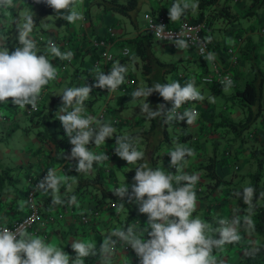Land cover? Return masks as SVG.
<instances>
[{"label": "crops", "instance_id": "obj_1", "mask_svg": "<svg viewBox=\"0 0 264 264\" xmlns=\"http://www.w3.org/2000/svg\"><path fill=\"white\" fill-rule=\"evenodd\" d=\"M33 1H35V5L28 3L27 0H12V6H0V46L7 47L10 51L13 50L18 44L17 30L25 22L24 17L32 14V17L39 18L42 26H40L39 30L33 26L30 39L36 43L39 50L38 54L46 55L50 63L56 67L58 74L54 81H50L42 89L38 100L37 110L39 112L33 116L30 124L35 127L38 124H42L41 120L43 116L50 117L47 131L60 144H58L57 150H55L51 139L40 143L34 136V132L32 134L29 133L27 130L28 124L26 123L20 126L21 132L18 134L16 130L18 125L12 122L18 118L21 112L24 113L23 109L13 105L10 100L8 103L0 104V114L12 112L14 115L10 119L12 122L5 119L0 120V162L12 168L18 166H23L24 168L23 171L20 172L18 170L16 173L18 182L15 184L16 187H14L15 185L13 186L15 190L13 197L15 199L10 200L9 195H4V198L0 201V224H8L26 213L25 204L22 208L20 205L21 202H24L23 197L25 196L28 176L30 174H38L43 168L52 166L58 176L69 177L68 184L71 185V188H68L64 184L60 186L59 195L65 201L63 205H53L51 203L52 194L50 190L48 192H39L36 196V202L41 213L39 219H43L47 212L61 213L62 218L52 224L50 222H41L38 219L25 231L30 235L43 238L47 243L55 244L73 258L75 257V252L71 248L73 241L94 243L96 254L92 258L84 260V264H139V258L131 247L126 249L122 244H119L107 256L100 253L99 247L105 237L110 235L114 229L126 230L128 226H135L134 230L137 235L147 239V233L143 231L148 227L147 216L139 213L138 206L134 202H129L127 197L114 199L116 203L114 208L107 206V202L110 199H106L99 208L97 217L90 219L87 223H83L80 220V216L83 214L88 215L92 211L90 206L94 198L99 195V191L89 182L79 186L80 189L77 191L78 179H88L93 177L97 170H101L105 175L103 186L106 190L113 192L125 180V183L129 185L130 192L134 181L126 175L125 171L133 169L136 164L129 165L126 161L115 155V138L106 139L105 143L100 146H95L94 143L90 142L87 147L95 154L105 153L109 159L99 164L94 163L92 170L87 174L77 173L75 171L77 161L69 159L72 145L69 143L64 129L57 119V111L62 106L61 96L59 95L66 88L82 87L85 83L91 86L95 83L96 69L92 68L91 63L96 59V54L91 46L97 39L109 38L108 31L111 29L115 33L112 44L109 47V51L113 54V60L109 63L100 61L97 69L107 74L117 61L125 66L128 63H133V70L127 66L128 72L125 76V82L128 79H133L134 84H125V87L124 82L115 92L107 91V89L93 88L89 98L84 102L85 112L83 115L96 117L102 123H110L116 129L114 134L131 137L134 146L139 151L144 150L145 147L150 150L158 148L159 150L157 149V151L162 156L160 160L158 159L156 168L163 167L169 173L175 172V169L169 165V151L174 149L177 144L192 148L195 151V155L193 157H186L183 172L187 174L195 173L199 176V180L194 188L197 196V206L193 213V218L200 217L208 223L213 229L210 233L213 237L217 236V232L214 230L220 227L218 223L220 219L231 221L233 218H237L240 220V224L237 226L240 240L231 246V250H233V253H237L246 247L255 245L260 238L252 228H248L244 224L243 217L248 215L246 211L248 207L243 203L242 191L244 187L249 185L252 174L256 170L254 169L256 166L251 163L253 159L250 157L249 148L264 143V85L261 111L258 117L249 126L247 134L245 136L242 135L241 140L237 139L233 141L235 142V149L232 150L230 145L226 143L228 145L224 148L223 154L219 155L216 152L218 145V140L216 139L220 134L216 132L217 128L214 127L220 126V123H225L227 118L233 119V114L240 116V119L245 116L246 112L245 108H243L237 112H231V114H229V111L227 115H224L222 111H216L215 102H211L208 98L220 96L225 100L227 98L232 99L236 89L226 94L219 90L212 91L208 87L201 86L199 91L205 97V100L197 102L199 117L192 125H187L186 120L165 124L163 122L164 117L154 120L147 119L146 114L140 111L145 98L132 99V93L138 88L143 87L140 85V81H143V83L145 81L141 77V62L135 56L133 47L129 41L132 39L136 40L137 38L140 39L145 34V23L152 15L164 13L170 26H174L180 21L195 23L194 19L199 15L201 7L199 6L198 10L195 11L191 9L187 10L178 21L173 22L168 17L170 0H140L141 6L133 23L127 16L114 13L102 6V3H105V1L125 3L127 0H83V4L78 9L82 13L83 19L77 21L75 24H71L63 19L68 14L66 11L55 13L43 0H39V2L37 0ZM249 3L250 0H216L212 6L208 7L204 17L213 15L211 9L219 10L227 4L230 5L231 12L242 13L246 10ZM117 15L122 16L126 21ZM260 18V27L256 29L249 17L241 18L229 26L223 23L221 19L215 18L212 29L207 27L205 29V38L207 40V37H211V41L208 45V50L202 57L197 56L189 48H167L166 45L155 42L157 45L156 51L160 55L171 56L167 61H161L155 55L154 48L156 45H152L154 40H151L150 45L146 49L147 57L152 60L151 71L154 68H156L154 70L156 71L161 67L160 77L163 83L168 82L161 74L167 71H174V73H170L169 75L170 83L176 81L183 86L189 82L193 75L204 72L212 63L225 66L227 57L224 55V51H226V48L235 45L238 47V50L242 49L246 47V42L249 40L259 45L258 66L264 70V66L262 67L264 45L261 48V44L264 43V5L261 7ZM235 30L241 34L240 38H238L241 41H238L237 37L233 35ZM49 41L55 43L62 53L71 51L73 53L71 61L60 60L54 57L48 51ZM123 47H128L127 56H122L121 54V48ZM209 52L215 53V60L207 61L205 59ZM177 67H180L181 70H178ZM234 68L233 73L235 77L232 84H235L236 87L238 85L237 82H240V85L243 86L246 80L252 78V72L247 62L241 59L240 55L239 61ZM178 74H182V76L177 77ZM138 77L141 78L140 81H138ZM150 80H152L151 77ZM123 88L125 90H122ZM154 96L155 92L146 99V103L149 104L150 108L153 107V111L157 109L158 105L163 104L160 100H154ZM100 97H104V104L100 107L94 106L95 101ZM168 104L169 106L164 108L165 111L172 108L171 102ZM186 109L185 104L182 105L179 109L180 113H183ZM222 109L226 110L227 106H223ZM101 113L102 115H100ZM113 118H117L118 122L114 123L112 121ZM7 122L10 123L7 124ZM11 125H15L16 128L11 129ZM181 131L190 132L191 137L184 141H175V136ZM165 136L167 140L158 143V140H161ZM11 138L17 140L19 138L23 145L22 151L14 150L13 148L8 149V145L10 144L15 146V141H11ZM155 143H158L159 146L156 147ZM37 146L39 147L37 148ZM215 152L217 157L214 164L215 173L218 177L229 180L226 186L215 189L213 193L206 196L204 194L206 192L204 185L206 180L201 166ZM10 153L15 154L13 161L10 159ZM6 155L9 157L7 160ZM235 164L239 166L237 169L234 168ZM245 166L250 167L249 172L241 174L239 180H237L236 177L238 176L234 171H239ZM260 185H264V176L260 180ZM13 187L9 186V189ZM237 192H241L240 198L235 195ZM73 195L77 198V203L69 204L67 201ZM121 203L124 204V207H120ZM222 250L214 249L213 255L217 257L220 252L221 254L223 253Z\"/></svg>", "mask_w": 264, "mask_h": 264}, {"label": "clouds", "instance_id": "obj_2", "mask_svg": "<svg viewBox=\"0 0 264 264\" xmlns=\"http://www.w3.org/2000/svg\"><path fill=\"white\" fill-rule=\"evenodd\" d=\"M27 1L32 5L36 4L33 0ZM43 2L52 8L55 13L66 11L68 14L63 19L68 23L75 24L83 19L82 13L78 11L83 4V0H43ZM0 6H12V0H0ZM198 7V0H195V2L193 0H177L168 9L169 20L178 21L187 10L195 11ZM157 15L152 16L155 17ZM24 20L25 22L17 30V46L11 51L7 47L0 46V104L8 103L10 100L13 105L23 109L24 113L30 117L38 108V100L42 89L50 81H54L58 73L56 67L50 63L46 55L38 54L39 50L36 43L30 39V33L34 26L32 14L26 15ZM198 22L205 24L204 21ZM167 24L170 26L168 20ZM163 28L164 26L160 25L161 31ZM205 28L206 26L202 31V37L206 40L204 35ZM144 33L151 35L152 40L163 43L156 40L152 33L146 30V23ZM108 34L109 38L104 37L101 39L109 40L111 46L115 33L109 29ZM207 40L210 42L211 37H207ZM93 43L91 47L95 51L96 59L92 61L91 65L93 69H96L95 83L91 86L85 83L82 87L66 88L59 95L61 96L62 106L57 111V119L60 121L64 133L72 145L69 159L77 161L75 171L84 174L92 170L94 163L99 164L109 159L105 153L95 154L92 150H89L87 145L91 142L95 146H100L105 143L106 139L113 137L116 132V129L110 123H102L99 119L90 115L84 116V102L89 98L93 88L115 92L125 82V76L128 72L127 66L119 61L113 64L107 74L97 69L99 64L94 67L93 62L97 61L99 57L97 50L93 47ZM163 44L172 47L168 44ZM176 46V48L180 49H194L188 47L189 45L184 39H178ZM109 47L108 52L112 54L109 51ZM123 48L127 50L125 54H122ZM123 48H121V54L122 56H127L128 47ZM234 50V53L238 56L235 48ZM48 51L60 60L71 61L73 57L71 51L62 53L58 46L51 41H49ZM193 51L195 52V49ZM195 54L201 56L196 52ZM224 55H227L226 51H224ZM205 59L207 61L215 60V53L209 52ZM112 60L113 54L110 61L99 60V63L100 61L109 63ZM212 65L219 66L220 64L212 63L206 72L210 71ZM206 72L193 75L189 82L183 86L179 82L173 81L171 83L157 82L150 87H140L132 93V99L145 98L140 111L146 114L147 119L154 120L164 117L163 122L165 124L186 120L187 125H192L198 119L199 113L194 108L189 109L187 103L203 102L205 100V97L199 91L201 84H198L195 79ZM181 76L182 74L177 75V77ZM233 79L231 81L229 77H226L221 82L225 91L232 85ZM192 81L196 82L198 87ZM125 84L133 85L134 81L133 79H128L124 86ZM218 87L221 88L220 86ZM122 90H125V88ZM154 92L158 93L164 101L171 102L172 108L165 111L164 105L161 104L157 106L155 111L151 110L149 104L146 103V99ZM208 99L211 102H215L214 97H209ZM184 104L187 109L183 113L177 111ZM28 105L34 109L32 112L27 111ZM112 121L115 123L118 122V119L113 118ZM115 145V155L129 165L136 164L144 159V153L137 150L133 139L128 135L116 136ZM194 155L195 151L192 148L177 144L168 153L170 157L169 165L175 169L174 173L167 172L163 167L154 169L149 167L147 163H141L135 168L134 183L131 185L130 192L129 185L125 183V180L113 190V194L116 197L120 199L127 197L129 202H134L138 206L139 213L147 216L148 227L143 231L147 233L148 238L144 239L137 235L134 230L135 226H128L126 230L114 229L100 244L99 251L102 255L107 256L114 251L115 246L122 244L123 247L127 245L124 247L126 249L131 247L139 258V264H224L222 260H218L213 255V251L214 249H222L226 244L239 242L240 236L238 235L237 226L240 224V220L237 218H233L231 221L220 219L218 221L220 227L214 230L217 232V236L213 238L210 235L213 231L211 226L200 217L193 218V213L197 206V196L194 188L199 176L195 173H184L183 168L186 163V157H193ZM235 165L234 168L237 169L239 166L235 167ZM45 169L49 170L37 185L43 191H37L36 196L39 192H48L50 190L52 194L51 203L53 205H63L65 201L61 199L59 189L62 184L71 188V185L68 184L69 177L58 176L52 166L43 168L38 174H30L28 176L25 196L30 186L29 178H35ZM235 195L240 198L241 192H237ZM254 195L255 189L252 186L243 188V203L249 206L246 209L249 215L244 216L243 221L248 228L254 227L250 215ZM109 201H114L115 203L114 199ZM67 202L76 204L77 198L73 195ZM25 203H27L25 200L21 202V208ZM115 206L116 203L113 207H108L114 208ZM120 207H124V204L121 203ZM94 210H98L99 213V209H93L92 211ZM38 211L40 218L39 207ZM47 214L49 213H46L45 216ZM43 219L39 220L42 221ZM71 248L75 252L74 258L70 257L69 254L55 244L47 243L43 238L30 235L23 229L11 231L7 227H0V264H84L85 257L96 254V247L92 242L73 241Z\"/></svg>", "mask_w": 264, "mask_h": 264}, {"label": "trees", "instance_id": "obj_3", "mask_svg": "<svg viewBox=\"0 0 264 264\" xmlns=\"http://www.w3.org/2000/svg\"><path fill=\"white\" fill-rule=\"evenodd\" d=\"M214 1L216 0H200V13L197 17H195L194 22L197 21H204L205 26L207 28L212 29L214 19H221L223 23L227 24L228 26L232 23H235L236 21L240 20L241 18H247L250 15L252 16L255 13L256 8H261L264 5V0H250L249 5L246 7V10L242 13H234L230 11V5L227 4L226 6L222 7L221 9H211L213 15H209L204 17V14H206L209 6H212ZM28 2V1H27ZM103 8H107V10H111L113 12L119 13L123 16H127L131 22L134 23L135 16L137 15L139 8L141 6L140 0H127L125 3H111L106 2L102 3ZM34 24L37 23L38 17H32ZM206 29V28H205ZM205 35V30H204ZM234 36L240 38L241 34L235 30L233 33ZM152 40V36L149 34H144L141 36L140 39H132L129 41V43L133 47V51L136 57L139 58L141 62V77L145 82H147L148 87L151 86V80L149 77V72L151 70V59L147 57L146 55V49L148 45H150V41ZM240 39H238L239 41ZM241 41V40H240ZM208 45L210 42H208ZM236 49V52L238 54L237 60L235 64H231L229 62V55H225L227 57V62L225 66L219 65L221 69H225L230 71L231 76L234 78L233 70L235 69V65L239 61V55L240 58L243 59L245 62H247L249 69L252 72L253 77L246 80L243 86H239L234 91V94L232 96V101L238 102L239 105L243 106V108H247V112L244 117L240 118L239 120L235 121L233 119L227 118V121L225 123H220L223 130H233L234 135L238 137L239 140H241L240 134L242 133L244 128H247L252 125L254 120L258 117L260 111H261V99H262V92H263V85H264V70L260 69L257 63V53L259 52V45L254 43L253 41L249 40L246 42V47L242 49H237L238 47L228 46ZM227 47V48H228ZM194 50V49H193ZM192 50V51H193ZM239 52V53H238ZM207 69L204 71L206 72ZM202 72V73H204ZM234 80V79H233ZM201 86H205L210 88L212 91L217 90L219 87L215 85H205L201 84ZM220 89V88H219ZM151 96V95H150ZM39 112V110H36L31 114L30 117H33ZM3 118H7L5 115V112L0 114V120ZM50 121V117L43 116L42 117V128L38 129L34 132V136L39 139L40 143H43L45 141H48L51 139V141L54 143V149L57 150L59 141H55V139L50 135L47 131V125ZM218 126L214 127L217 128ZM11 129H15V125L10 126ZM166 131V130H165ZM166 135V133H165ZM117 136V134H113V137L109 139H114ZM191 137V133L188 131H181L175 136V141H184ZM166 136L163 137L161 140H158V143H161L163 141H166ZM58 142V143H56ZM158 143H155L156 147L159 146ZM158 144V145H157ZM147 146V144H146ZM39 146H37L38 148ZM158 149V148H157ZM157 149L152 148L151 150L147 147L142 150L144 153V159L141 161H138L136 163V166L131 169L125 171L126 175L133 179V176L135 175V168L139 166L141 163H147L149 167L156 168L157 161H158V154ZM250 157L256 161L257 167L256 170L252 174L251 181L248 186H252L255 189V195L253 198V207L252 211L250 213L251 219L253 222L254 227L252 230L257 234V236L260 238L259 241L251 246L246 247L241 252L233 253V250H231V246L235 245L232 244H226L222 249L219 255H217L218 260H222L224 264H264V185H260V180L263 177L262 172V166L264 163V143L259 146H253L249 148ZM217 160L216 152L213 153L211 156L205 160V162L202 164L201 168L203 169V174L206 180L205 189L206 192L204 193L206 196H209L210 193H213L215 189H218L220 187L226 186L228 183V180L222 179L218 177L215 173V167L214 164ZM199 167V166H198ZM21 167L18 166L16 168H12L9 165H6L2 162H0V201L3 199L4 195H9L10 200L15 199L13 196V192H15L14 187H16V183L18 182L16 173ZM197 168V166H196ZM105 175L102 173L101 170H97L93 177L90 178H83L78 179V190L80 189L79 186L86 183H92L94 187L99 191V195L94 198L93 203L90 206V209H99L103 202L106 199H118L113 192L106 190L103 186ZM15 185V186H14ZM9 186L13 187L12 189H9ZM246 205V204H245ZM249 207L248 205H246ZM53 216V213L47 212ZM249 215V213H248ZM56 222V219L54 220ZM53 222V223H54ZM52 224V223H51ZM216 237V236H215ZM213 237V238H215ZM258 249V251H257ZM229 252L232 253V258L229 260V262L224 261L225 255L229 254ZM93 255H90L88 257H85L84 260L92 258Z\"/></svg>", "mask_w": 264, "mask_h": 264}, {"label": "built area", "instance_id": "obj_4", "mask_svg": "<svg viewBox=\"0 0 264 264\" xmlns=\"http://www.w3.org/2000/svg\"><path fill=\"white\" fill-rule=\"evenodd\" d=\"M160 25L164 26V28L160 29ZM205 27V24L203 22L198 23H189L187 21H181L175 26H168L167 19L163 13L158 14L157 16L153 17L150 16L146 22V30L149 33H152L153 37L161 41L165 44H168L172 47L176 46V41L178 39H184L188 47H192L195 49V52L198 55H202L207 50V42L202 37V31ZM160 33V34H158ZM110 41L107 39H100L94 41L95 49L97 50V54L99 59L97 61L93 62V66L97 67L99 64V60L103 61H110L112 59V54L108 52V47L110 46ZM234 48L230 47L228 50H226L227 54L229 55V62L231 64H235L237 60V55L234 53ZM127 50L125 48L122 49V54H125ZM226 77H229L232 81L233 77L231 76L230 71L221 69L218 65H212L209 72H206L205 74L200 75V77H197L195 80L198 84H205V85H215L222 87L223 84L222 81L225 80ZM194 82V81H192ZM195 83V86L197 84ZM197 101L195 102H188L187 106L189 109H195L197 111ZM34 109L31 108L30 105L27 107L28 112H32ZM181 112L179 109L177 110ZM237 167V165H235ZM52 169V168H49ZM49 169L43 170L38 176L35 178H29L30 186L27 189L26 196L24 197V200L27 208V212L25 215L15 220L14 222L10 224H0V227H7L11 231H16L18 229L25 230L26 228H29L32 223L39 219V211L38 207L35 202V196L37 191H43L42 189H39L37 187L38 183L44 178L47 171ZM115 205L114 201H109L108 206L113 207ZM98 215V210H94L91 212L90 215H81L80 220L84 223L89 221L91 218H95ZM61 218V214H57L56 216H52L51 214H47L45 218L41 222H53L55 219ZM126 247V245L124 246Z\"/></svg>", "mask_w": 264, "mask_h": 264}, {"label": "rangeland", "instance_id": "obj_5", "mask_svg": "<svg viewBox=\"0 0 264 264\" xmlns=\"http://www.w3.org/2000/svg\"><path fill=\"white\" fill-rule=\"evenodd\" d=\"M174 2H177V0H170V5L168 6V7H171V5L174 3ZM193 2H195V0H193ZM198 4L200 5V0H198ZM199 8V7H198ZM206 8H208V7H206ZM196 10H198V9H196ZM260 12H261V8H256L255 9V13L252 15V16H249V18H250V20L252 21L251 23H253L252 25L255 27V29L256 28H259L260 27V23H259V21L261 20V18H260ZM114 13H116V12H114ZM117 14H119V13H117ZM117 16H119L121 19H123V20H125L122 16H120V15H117ZM126 21V20H125ZM38 30L40 29V26H42L41 24H40V22H39V19L37 20V23H35V25H34ZM215 27V26H214ZM214 32V31H213ZM255 37H257V36H255ZM156 41L154 40V42L152 43V45H156V43H158V42H156ZM159 44H163V43H159ZM262 45H264V43H262L261 44V48H262ZM169 46H167V48H168ZM156 48H157V45H156V47L154 48V51H155V55L161 60V61H167L169 58H171V56H167V55H165V54H162V55H160L157 51H156ZM170 48H176V47H170ZM175 51V50H174ZM203 55H201L200 57H202ZM257 63H259V52L257 53ZM128 68L129 69H131V70H133V67H134V65H133V63H128ZM140 66H141V64H140ZM264 66V61H263V64H262V67ZM178 68V70H181L180 69V67H177ZM156 68H154L152 71L150 70V72H149V77H151V81H152V83L153 84H155V83H157V82H159V83H163V81H162V79H161V77H160V71H161V67H159L156 71H154ZM150 73H151V75H150ZM170 73H174V71H167L166 73H164V74H161V76H163L164 77V79L168 82V83H170V77H169V75H170ZM252 77H253V75H251ZM143 79V78H142ZM141 80V78L140 77H138V81H140ZM141 83H140V85H142L143 87H148V84H147V82H145V83H143V81H140ZM166 83V82H165ZM237 87H239V86H241L240 84V82H237ZM236 85L235 84H232L226 91L224 90V86L223 87H221L220 89L218 88L217 90H219L220 92L222 91L223 93H230V92H233L236 88ZM215 98V104H216V111L217 112H219V111H222V114H224V115H227V113L230 111V113L229 114H231V112H237V111H239L240 109H243V106H241V105H239L238 104V102H233L232 101V99H230V98H227V100H225L224 98H222V97H220V96H215L214 97ZM148 99V98H147ZM154 100H160V101H162V103H163V105H164V108H167V106H169V102H166V101H164L163 99H162V97H160V95L158 94V93H155V96H154ZM148 101V100H147ZM96 103L94 104V106H97V107H100V106H102L103 104H104V97H100V98H98L96 101H95ZM227 106V109L226 110H223L222 108H223V106ZM151 110H153V107H151ZM245 112H247V108L245 109ZM244 112V113H245ZM20 113V112H19ZM5 115H6V117L7 118H5V120H8V121H10V122H12L10 119H12L13 117H14V115H13V113L12 112H6L5 113ZM13 115V116H12ZM239 117L240 116H237V114H233V120H235V121H237V120H239ZM32 120H33V117H32V119H30V117L29 116H27L26 114H24L23 112H21L20 114H19V116H18V118L14 121V122H12L13 124H17L18 125V127L16 128V130L18 131V134H20V126H23V124L24 123H26V124H28V131H29V133L30 134H32L33 132H35L36 130H38V129H41L42 128V124H38L37 126H35L34 127V125H32V124H30V121L32 122ZM10 122H7V124H9ZM25 125V124H24ZM249 130V127H247V128H244L243 129V131H242V133L240 134V136L241 137H243V136H245V134H247V131ZM218 134H220V136L216 139V140H218V145H217V147H216V152H217V154L219 155V154H223V150H224V148H226V145H230V148L233 150V149H235L236 147L234 146V143L235 142H233V141H236L237 139H238V137H236L235 135H234V131L233 130H223V128L221 127V126H218L217 127V131H216ZM15 134H17V133H15ZM18 134H17V136H18ZM243 135V136H242ZM12 140H14L15 141V146L14 145H12V144H10V145H8V149H11V148H13L14 150L15 149H17V150H21L22 151V149L21 148H23V145H22V142H20V140H19V138H18V140L17 139H15V138H11V141ZM39 140V139H38ZM226 143H228V144H226ZM159 150V149H158ZM6 154H7V152H5ZM157 154H158V159L160 160V158H161V156H162V154L161 153H159V151H157ZM15 154H11L10 153V159H11V161H13L14 160V158H15V156H14ZM7 156V155H6ZM20 157V156H19ZM7 159H9V157L7 156L6 157V160ZM168 160H170V159H168ZM251 163L252 164H254V166H256L257 167V164H256V161L255 160H251ZM256 167L254 168V169H256ZM20 170V172L21 171H23L24 170V168H23V166L19 169ZM249 170H250V167H242L239 171H234V173H236L237 174V176L238 177H236V179L237 180H239V176H241V174H244V173H248L249 172ZM264 171V164H263V166H262V172ZM264 176V175H263ZM229 180V179H228ZM57 213L58 212H56V213H53V215L54 216H56L57 215ZM225 250V249H224ZM232 258V253L231 252H229V254H227V255H225V257H224V261L227 263V262H229V260Z\"/></svg>", "mask_w": 264, "mask_h": 264}]
</instances>
